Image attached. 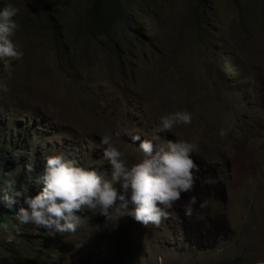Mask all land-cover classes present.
<instances>
[{"label":"rangeland","instance_id":"1","mask_svg":"<svg viewBox=\"0 0 264 264\" xmlns=\"http://www.w3.org/2000/svg\"><path fill=\"white\" fill-rule=\"evenodd\" d=\"M121 1L109 38L87 26L92 0H0L20 10L24 53L10 72L0 62V186L34 196L59 153L108 171L102 135L126 126L163 143L176 137L155 131L159 117L187 109L191 124L173 132L199 138L196 187L158 227L82 209L75 233L17 232L14 215L0 225V264H264V0ZM114 142L128 165L143 158L139 141ZM12 209L0 201V214Z\"/></svg>","mask_w":264,"mask_h":264},{"label":"clouds","instance_id":"2","mask_svg":"<svg viewBox=\"0 0 264 264\" xmlns=\"http://www.w3.org/2000/svg\"><path fill=\"white\" fill-rule=\"evenodd\" d=\"M19 11L11 4L0 9V62L9 72L12 62L24 56L13 41L20 28L14 19ZM0 91L7 93L8 86L0 84ZM191 122L192 113L187 109L161 115L155 131L171 132L176 137L163 143L158 142L159 135L141 140L133 129L117 126L114 132L101 136V144L106 146L103 158L109 164L108 171L85 168L63 153L49 155L38 178L42 189L37 194L26 195L9 182L0 186V201L9 209L19 205L15 212L17 232L22 231L23 225L32 224L48 233H75L82 223V217L77 214L82 209L104 216L106 223L116 225L120 218L130 216L145 227L149 224L158 227L162 221L173 218L169 210L182 199V194L191 193L196 187L199 166L193 154L199 150V138L189 140L173 132L177 126ZM220 134L224 135L223 130ZM121 136L139 141L142 159L131 165L126 163L124 153L114 142V138ZM23 167L27 173L33 171L30 162ZM198 199L192 195L187 200L184 205L187 217L193 216ZM208 206L207 199L199 203L200 208Z\"/></svg>","mask_w":264,"mask_h":264},{"label":"trees","instance_id":"3","mask_svg":"<svg viewBox=\"0 0 264 264\" xmlns=\"http://www.w3.org/2000/svg\"><path fill=\"white\" fill-rule=\"evenodd\" d=\"M199 4L205 8L207 6L205 0H199ZM124 9L121 0H92V10L86 18L87 26L90 28L91 34L104 33L109 38L112 37L110 31H113L114 24L119 19H124ZM135 36L139 38L143 36V32L135 30ZM111 34V35H110ZM2 175L0 176L1 179ZM18 209H12L9 212L0 214V225L8 224Z\"/></svg>","mask_w":264,"mask_h":264},{"label":"water","instance_id":"4","mask_svg":"<svg viewBox=\"0 0 264 264\" xmlns=\"http://www.w3.org/2000/svg\"><path fill=\"white\" fill-rule=\"evenodd\" d=\"M204 189H205L209 194H211V187H210L209 184H206L205 187H204Z\"/></svg>","mask_w":264,"mask_h":264}]
</instances>
